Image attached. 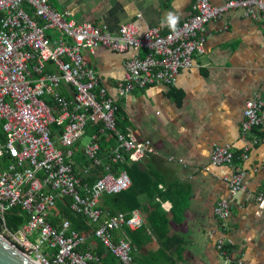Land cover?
Returning <instances> with one entry per match:
<instances>
[{
  "label": "built area",
  "instance_id": "1",
  "mask_svg": "<svg viewBox=\"0 0 264 264\" xmlns=\"http://www.w3.org/2000/svg\"><path fill=\"white\" fill-rule=\"evenodd\" d=\"M237 10L264 22V0H228L222 5L193 0L192 15L170 32L163 34L155 26L140 35L134 23L113 32L78 21L49 0H0V120L5 136L0 142L1 235L36 264H89L95 257L83 250L86 237L67 219L57 226L51 222L62 216L67 199L72 214L96 226L95 239L122 264H137L130 240L116 231L139 228L146 219L139 210L107 216L99 205L103 195L131 186L127 172L116 165L139 163L157 151L150 139L140 140L132 130L117 127L118 107L135 90L175 86L180 71L194 67L195 58L205 53L208 24ZM98 48L135 51L125 60V74L114 94L85 57ZM256 129L264 132V100L259 96L246 104L243 134L248 144L242 160L264 141ZM84 137L89 138L85 146ZM236 157L230 145L212 152V166L233 170L224 177L230 198L215 208L222 226L231 217L232 201L246 187V171L237 167ZM95 167L103 168V175L90 183ZM257 201L264 218V192ZM15 208L27 220L11 231L4 215ZM225 243L224 238L218 241L223 252Z\"/></svg>",
  "mask_w": 264,
  "mask_h": 264
},
{
  "label": "crops",
  "instance_id": "2",
  "mask_svg": "<svg viewBox=\"0 0 264 264\" xmlns=\"http://www.w3.org/2000/svg\"><path fill=\"white\" fill-rule=\"evenodd\" d=\"M227 1L212 0L215 5ZM49 2L58 11L70 10L78 21L113 32L122 24L134 23L140 35L155 26L166 34L193 13V0ZM205 50L195 58L194 67L180 71L175 86L136 90L121 106L128 129L140 140L150 139L157 151L140 165L162 178L164 188L175 186L177 193L187 195L184 219L171 221V234L184 241L176 264H264V218L257 201L264 192V141L251 147L247 160L236 162L246 171V187L232 201V214L224 226L215 208L230 198L224 177L233 170L211 165L216 146L230 145L241 153L248 144L243 134L246 104L257 96L264 100V22L245 16L242 10L213 20L207 26ZM133 53L98 48L85 57L114 94L125 74V60ZM162 207L170 212L173 202L166 199ZM221 238L226 241L224 252L218 248ZM158 247L152 238L140 252L147 255Z\"/></svg>",
  "mask_w": 264,
  "mask_h": 264
},
{
  "label": "trees",
  "instance_id": "3",
  "mask_svg": "<svg viewBox=\"0 0 264 264\" xmlns=\"http://www.w3.org/2000/svg\"><path fill=\"white\" fill-rule=\"evenodd\" d=\"M136 91V90H135ZM179 100L181 95L174 93ZM117 127L125 132L128 128V119L121 106L118 107L116 114ZM256 135H264L260 129H256ZM104 139V138H103ZM3 122L0 120V142H4ZM103 149L107 144L103 142ZM82 159V158H80ZM240 161V162H238ZM242 152L237 153L236 162L242 163ZM118 168L125 170L131 180V186L118 194H105L101 197L100 209L107 216H113L117 213H125L130 216L134 210H139L143 217L146 218V224L130 229L122 227L119 233L123 232L130 240L132 245L133 260L137 264H176L175 256L181 255V248L184 241L177 235L171 234V221L181 222L184 219L185 212L188 208L187 195L176 192L175 186L164 188L162 178L144 169L139 163H133L126 160L122 164L116 165ZM103 175V168L95 167L92 169L91 177L88 178L93 183ZM160 185H163L160 188ZM166 199L173 202V208L166 212L162 207V202ZM66 206L61 207L62 216L51 220L54 226H57L63 219L71 223V228L77 231L81 236L86 237L83 250L89 249L94 255V260L89 264H122L103 244L94 237L96 226L88 222L82 215H74L70 212L68 200L65 199ZM59 214V212H57ZM6 226L11 231L19 229L27 220V214L20 208H15L5 215ZM1 227V226H0ZM155 238L159 247L150 254L143 255L141 250Z\"/></svg>",
  "mask_w": 264,
  "mask_h": 264
},
{
  "label": "water",
  "instance_id": "4",
  "mask_svg": "<svg viewBox=\"0 0 264 264\" xmlns=\"http://www.w3.org/2000/svg\"><path fill=\"white\" fill-rule=\"evenodd\" d=\"M0 264H36L0 234Z\"/></svg>",
  "mask_w": 264,
  "mask_h": 264
},
{
  "label": "rangeland",
  "instance_id": "5",
  "mask_svg": "<svg viewBox=\"0 0 264 264\" xmlns=\"http://www.w3.org/2000/svg\"><path fill=\"white\" fill-rule=\"evenodd\" d=\"M88 142H89V138H88V137H84V138L81 140V144H82L83 146H85ZM0 234H1V230H0Z\"/></svg>",
  "mask_w": 264,
  "mask_h": 264
}]
</instances>
